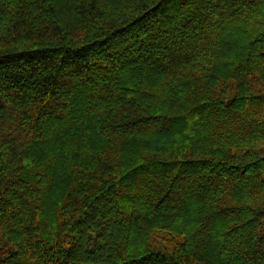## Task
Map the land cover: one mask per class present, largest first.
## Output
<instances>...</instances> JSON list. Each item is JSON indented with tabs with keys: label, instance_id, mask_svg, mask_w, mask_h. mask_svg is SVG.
<instances>
[{
	"label": "trees",
	"instance_id": "16d2710c",
	"mask_svg": "<svg viewBox=\"0 0 264 264\" xmlns=\"http://www.w3.org/2000/svg\"><path fill=\"white\" fill-rule=\"evenodd\" d=\"M0 264H264V0H0Z\"/></svg>",
	"mask_w": 264,
	"mask_h": 264
}]
</instances>
